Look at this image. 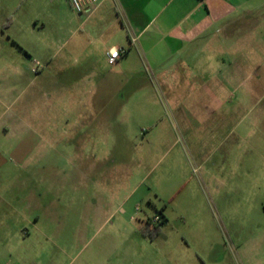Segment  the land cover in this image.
Here are the masks:
<instances>
[{"label":"rangeland","instance_id":"1","mask_svg":"<svg viewBox=\"0 0 264 264\" xmlns=\"http://www.w3.org/2000/svg\"><path fill=\"white\" fill-rule=\"evenodd\" d=\"M78 14L0 0V264H264V130L204 122L140 45L110 66Z\"/></svg>","mask_w":264,"mask_h":264},{"label":"crops","instance_id":"2","mask_svg":"<svg viewBox=\"0 0 264 264\" xmlns=\"http://www.w3.org/2000/svg\"><path fill=\"white\" fill-rule=\"evenodd\" d=\"M78 16L90 24L89 32H79L103 41L107 53L123 48L126 57L140 45L154 74L170 78L167 94L199 95L192 107L204 122L222 124L228 134L245 123L249 135L264 130V64L254 63L256 48L264 58V0H103ZM111 41H129V47H109ZM242 73L250 105L236 99ZM224 88L230 101L223 100ZM245 110L247 119L239 121Z\"/></svg>","mask_w":264,"mask_h":264},{"label":"built area","instance_id":"3","mask_svg":"<svg viewBox=\"0 0 264 264\" xmlns=\"http://www.w3.org/2000/svg\"><path fill=\"white\" fill-rule=\"evenodd\" d=\"M101 1L103 0H69L73 10L78 13H83L88 8L97 5ZM126 54L127 50L123 48H112L106 54L107 62L110 66H117Z\"/></svg>","mask_w":264,"mask_h":264},{"label":"water","instance_id":"4","mask_svg":"<svg viewBox=\"0 0 264 264\" xmlns=\"http://www.w3.org/2000/svg\"><path fill=\"white\" fill-rule=\"evenodd\" d=\"M25 57H26L27 59H29V60L31 59V57H30V56H28L27 54L25 55Z\"/></svg>","mask_w":264,"mask_h":264},{"label":"trees","instance_id":"5","mask_svg":"<svg viewBox=\"0 0 264 264\" xmlns=\"http://www.w3.org/2000/svg\"><path fill=\"white\" fill-rule=\"evenodd\" d=\"M157 228V227H156ZM159 235V232L157 233Z\"/></svg>","mask_w":264,"mask_h":264}]
</instances>
